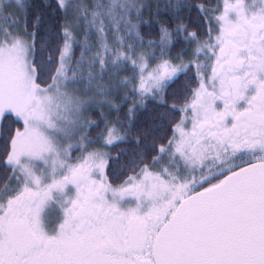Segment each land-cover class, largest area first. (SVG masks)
<instances>
[{"label": "rangeland", "instance_id": "374dc122", "mask_svg": "<svg viewBox=\"0 0 264 264\" xmlns=\"http://www.w3.org/2000/svg\"><path fill=\"white\" fill-rule=\"evenodd\" d=\"M23 1L0 0V124L7 113L21 124L13 137L11 157L13 170L24 176L27 184L54 180L62 162L72 154L85 153L97 156L96 162L101 164L97 172L107 181L109 147L124 138L116 121L122 104L128 101L125 117L129 121L146 99L161 100L165 86L190 68L198 82L180 107L181 118L172 137L150 164L121 185L126 191L136 186V194L139 187H151L155 194L136 195L125 206L143 217L142 207L148 206L150 196L170 195V209H156L152 214L161 225L179 200L216 183L235 163L220 150L211 151L215 152L212 155L209 150L214 147L204 148L200 127L195 125L202 102L213 96V68L220 62V49L214 53L212 46L225 28L227 12L234 10L233 0H217L213 7L201 5L210 26L206 38L184 33L185 16L179 17V10L178 17L172 15L175 27L160 28L158 40L143 39L138 26L159 0H57L65 15L64 39L54 77L44 87L35 81L33 37L24 28ZM168 1L172 13L183 2ZM242 1L249 9L252 2ZM174 37L182 38L186 46L171 57L168 52ZM223 55V60L228 57ZM94 112L102 114L104 128L89 139ZM14 178L19 177L16 174Z\"/></svg>", "mask_w": 264, "mask_h": 264}, {"label": "flooded vegetation", "instance_id": "af4514ba", "mask_svg": "<svg viewBox=\"0 0 264 264\" xmlns=\"http://www.w3.org/2000/svg\"><path fill=\"white\" fill-rule=\"evenodd\" d=\"M249 1V9L242 0L232 1L234 10L227 12L225 28L214 40L220 62L214 59L213 96L202 102L195 119L202 146L214 147L212 155L215 150L230 155L235 163L216 183L193 192L264 161V0ZM179 10V17L185 16ZM223 54L228 56L224 60ZM13 137L5 160L9 179L0 190V264H154L152 243L162 224L152 214L170 209V195L150 196L140 217L125 204L136 195L155 194L153 188L139 187L136 194V186L126 191L123 183L111 184L97 172V156L86 153L62 162L54 180L27 184L12 167Z\"/></svg>", "mask_w": 264, "mask_h": 264}, {"label": "trees", "instance_id": "16d2710c", "mask_svg": "<svg viewBox=\"0 0 264 264\" xmlns=\"http://www.w3.org/2000/svg\"><path fill=\"white\" fill-rule=\"evenodd\" d=\"M170 1L159 0L151 9L148 17L140 21L138 31L145 40H158L160 28L175 27ZM217 0H183L180 8L185 14L184 33H196L198 38L207 37V21L200 7H213ZM24 28L33 37L32 64L35 68V81L39 86H46L52 81L58 67L63 36L64 12L57 0H24ZM177 14V12H174ZM171 15V17H169ZM172 30V29H171ZM182 38L174 37L169 48V56L178 55L184 48ZM78 49L74 52V57ZM197 76L192 68L180 73L168 83L161 100L146 99L145 103L134 112L127 121L126 101L120 107V117L116 119L124 132L123 140L109 147L106 177L113 185L122 184L130 175L136 174L142 167L150 164L172 137L173 128L181 118L180 107L189 100L197 85ZM94 114V125L88 130L92 139L104 128L102 114ZM93 118V117H92ZM120 127V126H119ZM21 124L12 114H5L1 123L0 134V190L9 179V169L5 160L10 152L11 139Z\"/></svg>", "mask_w": 264, "mask_h": 264}, {"label": "water", "instance_id": "95a60500", "mask_svg": "<svg viewBox=\"0 0 264 264\" xmlns=\"http://www.w3.org/2000/svg\"><path fill=\"white\" fill-rule=\"evenodd\" d=\"M151 251L154 264H264V161L181 199Z\"/></svg>", "mask_w": 264, "mask_h": 264}]
</instances>
